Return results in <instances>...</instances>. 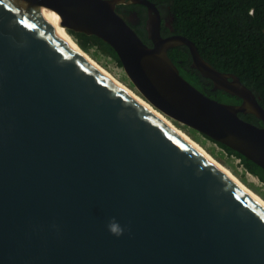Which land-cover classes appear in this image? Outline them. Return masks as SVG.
I'll list each match as a JSON object with an SVG mask.
<instances>
[{
  "label": "water",
  "instance_id": "95a60500",
  "mask_svg": "<svg viewBox=\"0 0 264 264\" xmlns=\"http://www.w3.org/2000/svg\"><path fill=\"white\" fill-rule=\"evenodd\" d=\"M121 3L147 7L153 45ZM33 7L108 42L155 108L264 169L258 97L189 37L163 36L155 2L0 0V264H264V206ZM181 45L201 75L242 102L185 78L169 55Z\"/></svg>",
  "mask_w": 264,
  "mask_h": 264
},
{
  "label": "trees",
  "instance_id": "16d2710c",
  "mask_svg": "<svg viewBox=\"0 0 264 264\" xmlns=\"http://www.w3.org/2000/svg\"><path fill=\"white\" fill-rule=\"evenodd\" d=\"M151 1L157 4L163 14L164 36L182 34L192 39L207 61L222 72L239 76L243 83L254 91L264 107V0ZM143 8L146 6L143 5ZM117 10L122 14L121 7ZM166 17L171 26L166 25ZM146 18L145 14L140 26L134 29L145 43L151 45L145 27ZM69 32L97 61L101 62L104 56L112 58L122 66L115 49L102 38L85 32ZM169 55L185 78L215 98L213 92H206L201 86L203 75L197 69L191 68L192 56L187 46L173 47L169 50ZM219 100L238 103L242 101L221 92ZM240 116L249 122L262 125L261 120L253 114L241 113ZM217 144L229 154L240 158L247 171L264 182V169L261 166L228 146Z\"/></svg>",
  "mask_w": 264,
  "mask_h": 264
},
{
  "label": "bare ground",
  "instance_id": "6f19581e",
  "mask_svg": "<svg viewBox=\"0 0 264 264\" xmlns=\"http://www.w3.org/2000/svg\"><path fill=\"white\" fill-rule=\"evenodd\" d=\"M34 8V11L36 14L48 25L50 26L54 31H56L75 51L83 55L91 64H93L96 68H98L101 72H103L105 75H107L109 78L120 84L129 94L136 97L140 101H142L151 111H153L156 115H158L162 120H164L170 127L178 131L184 139H186L188 142L195 145L198 150L206 156L208 159L213 161L215 164H217L221 169L226 171L231 177H233L240 185L241 187L252 197H254L256 200H258L263 206H264V198L259 195L255 190H253L251 187H249L246 183H244L238 176H236L233 171L225 166L223 163H221L219 160H217L211 153H209L206 148L199 143L196 139L192 138L187 132L182 130L180 127H178L170 118L165 116L160 110L155 108L150 102H148L146 99L143 98V96L139 95L137 91L129 87L127 84L122 82L120 79H118L109 69L101 65L99 62H97L89 53H87L79 44L78 42L73 38V36L66 30L65 26L61 25L57 21L51 19L46 14L42 13L39 9Z\"/></svg>",
  "mask_w": 264,
  "mask_h": 264
},
{
  "label": "rangeland",
  "instance_id": "374dc122",
  "mask_svg": "<svg viewBox=\"0 0 264 264\" xmlns=\"http://www.w3.org/2000/svg\"><path fill=\"white\" fill-rule=\"evenodd\" d=\"M99 63L103 65L104 67H106L107 69H109L118 79H120L122 82L127 84L129 87L137 91L139 95H141V93L132 84L123 66H120L112 58H108L104 56H102V61ZM171 120L178 127H180L182 130L187 132L192 138L196 139L199 143H201L206 148V150L209 153H211L217 160H219L225 166L230 168L236 176H238L244 183H246L249 187H251L253 190H255L259 195H261L264 198V182H262L260 178L257 177L256 175L247 171V169L242 164L240 158L236 157L235 155L229 154L227 151L222 149L221 146H219L213 140L207 138L206 136L202 135L201 133L194 130L193 128H190L173 119Z\"/></svg>",
  "mask_w": 264,
  "mask_h": 264
},
{
  "label": "flooded vegetation",
  "instance_id": "af4514ba",
  "mask_svg": "<svg viewBox=\"0 0 264 264\" xmlns=\"http://www.w3.org/2000/svg\"><path fill=\"white\" fill-rule=\"evenodd\" d=\"M119 6L121 7L122 15L133 26V28L140 26L141 21L143 19V16L145 14L147 15V18L146 19H148V15H149L148 9H147V7L146 8H143V5L142 4H138V3L124 4V3H121L120 5L117 6V8H119V10H120V7ZM162 17H163V14H162ZM165 20H166V25L167 26H171V22L167 19V17L165 18ZM146 26H147V20L145 21V27ZM141 28H143V25L141 26ZM147 33H148V31H147ZM162 34H163V30H162ZM170 35H173V34H169L167 36H170ZM163 36H164V34H163ZM150 44L153 45L152 44V41H151ZM181 46H185V45H181ZM192 64H193V59H192V63H191V68L196 69V68H194L192 66ZM201 83H202L201 86L203 87V89L206 92L207 91L213 92L214 93V97L216 99H218V100H219V97H220V92L222 94L223 93L224 94L226 93V94H228L231 97H235V96H232L229 93L225 92L224 90L216 89L213 80L210 79V78H206V77L203 76L201 78ZM235 98H237V97H235ZM241 102H239V103H241ZM230 103H238V102H232V101H230Z\"/></svg>",
  "mask_w": 264,
  "mask_h": 264
}]
</instances>
